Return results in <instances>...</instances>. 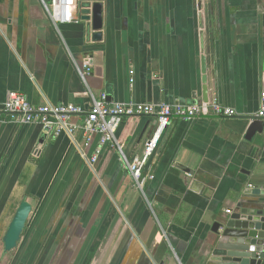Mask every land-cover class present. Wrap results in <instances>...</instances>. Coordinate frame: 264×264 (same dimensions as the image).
<instances>
[{"label":"crops","instance_id":"0c3cea01","mask_svg":"<svg viewBox=\"0 0 264 264\" xmlns=\"http://www.w3.org/2000/svg\"><path fill=\"white\" fill-rule=\"evenodd\" d=\"M77 1L101 3L99 39L80 7L79 22L56 25L41 0H0V101L18 91L34 105L84 110L90 93L202 102V39L209 102L236 114L173 117L145 168L154 178L139 190L115 149L90 162L97 135L53 136L0 113V264H223L207 244L217 214L264 185V130L244 138L264 101V0ZM154 122L122 120L115 137L128 159ZM23 197L32 206L26 228L2 254Z\"/></svg>","mask_w":264,"mask_h":264},{"label":"built area","instance_id":"2783aa9c","mask_svg":"<svg viewBox=\"0 0 264 264\" xmlns=\"http://www.w3.org/2000/svg\"><path fill=\"white\" fill-rule=\"evenodd\" d=\"M51 21L54 24L77 23V0H41ZM88 70V67H86ZM84 73V72H83ZM0 113L9 115L13 122L35 123L53 136L62 133L72 136L81 131L86 140L93 135L98 136V144L91 157L94 163L104 146H109L118 152L119 160L128 171L136 188L142 190L145 183L154 178L152 172H145L150 159L158 149L160 139L173 117L193 119L200 116L213 115L218 117L234 116L233 108L222 105L217 101L194 102L190 104L135 102H109L105 93L98 96L90 93V105L87 110L74 104H59L56 106L34 105L18 91H10L3 101H0ZM80 122H74L73 117L83 115ZM134 116H153L155 127L144 143L140 154L128 159L115 137L116 130L124 118ZM256 118L264 119V101Z\"/></svg>","mask_w":264,"mask_h":264},{"label":"water","instance_id":"95a60500","mask_svg":"<svg viewBox=\"0 0 264 264\" xmlns=\"http://www.w3.org/2000/svg\"><path fill=\"white\" fill-rule=\"evenodd\" d=\"M81 9H80V8ZM81 19L89 21L87 32L92 31V38L101 37V3H77ZM91 12V16L89 15ZM202 102H209L207 87V61L205 44L202 39L199 43ZM252 119V118H251ZM152 127V131L155 127ZM264 119L253 117L248 125L244 138L252 140L255 133L262 134ZM245 193L252 197L238 200L233 207L226 208L217 214L212 228V235L207 244L213 257L223 264H264V185H254L245 189ZM31 204L23 197L17 205L13 215L1 238L2 254L14 250L24 233Z\"/></svg>","mask_w":264,"mask_h":264}]
</instances>
